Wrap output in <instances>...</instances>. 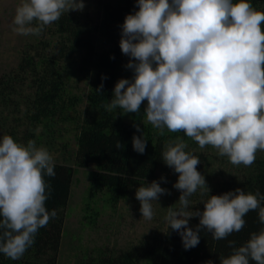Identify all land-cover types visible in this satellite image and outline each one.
<instances>
[{"label": "clouds", "instance_id": "1", "mask_svg": "<svg viewBox=\"0 0 264 264\" xmlns=\"http://www.w3.org/2000/svg\"><path fill=\"white\" fill-rule=\"evenodd\" d=\"M136 5L125 16L119 42L133 75L116 82L105 109L135 114L146 101L144 123L158 135L165 129L182 132L233 165L252 166L256 153L264 151V11L250 0H136ZM84 7V0H21L12 31L39 36L64 13ZM103 87L102 82L95 90L103 93ZM134 127L141 135L133 136V150L143 154L147 139L140 124ZM115 146L123 148L119 141ZM186 148L177 138L161 153L163 162L179 174L173 187L180 191L179 206H169L164 219L168 229L179 233L185 250L199 244L201 230L216 241L240 232L250 211H257L264 224V195L258 190L212 194L202 201V211H189V198L198 190L210 194V188L197 170L199 157ZM55 175L53 156L35 140L25 145L10 135L0 139V254L19 260L39 229L57 216L45 206L51 191L45 176ZM165 194L169 190L155 180L136 189L144 219H153L152 202ZM193 217L199 218L194 228L189 226ZM228 244L233 251L220 264H264V228L238 247L233 240Z\"/></svg>", "mask_w": 264, "mask_h": 264}, {"label": "trees", "instance_id": "2", "mask_svg": "<svg viewBox=\"0 0 264 264\" xmlns=\"http://www.w3.org/2000/svg\"><path fill=\"white\" fill-rule=\"evenodd\" d=\"M250 2L257 10L264 11V0ZM136 10L137 6L129 3L118 7L107 4L98 26L82 20L76 13H64L58 21L46 26L42 34L34 35L32 42L23 48L15 69L0 78V124L15 141L16 134L22 131L20 138L26 143L35 140L38 144L51 145L54 132L66 129L61 126L63 123L74 124L75 167L93 166L88 176L84 214L89 224H94L98 216V209L94 207L98 198L113 206L133 196L147 180L165 173L178 174L161 157L169 140H184L185 150L201 161L197 170L208 159L205 151L184 133H170L165 129L161 136L158 130L144 123L146 101L135 114L118 115L120 109L108 111L104 107L111 101L116 82L121 78L130 79L133 73L125 67L129 59H125L117 45L97 50L92 34L100 28L107 35L113 24L123 23L125 16ZM73 76L90 78L85 96L72 93L68 82ZM102 76L107 79L102 81ZM102 82L103 93H98L95 89ZM20 104H23L22 110ZM134 124H140L147 139L143 154L133 150V136L141 135ZM38 127H41L40 132H36ZM117 141L123 145L122 149L116 148ZM75 167L54 162L56 175L45 176V182L51 186L45 206L49 212L55 210L57 216L50 219L47 227L39 229L33 245L19 260L0 254V264H57L63 210L70 196ZM244 169L228 175L210 194L198 195L190 211H202V201L209 195L236 188L253 194L258 190L264 195V154L256 156L254 164ZM244 219L245 227L224 240L216 241L211 233L201 230L199 244L188 250L183 247L179 233L167 227L164 233L141 240L126 250L112 255L99 250L98 254L84 256L76 264H220V258L233 251L229 240L235 241L238 247L252 232L264 228L257 211H250ZM198 223L199 218L193 217L189 226L194 228Z\"/></svg>", "mask_w": 264, "mask_h": 264}, {"label": "rangeland", "instance_id": "3", "mask_svg": "<svg viewBox=\"0 0 264 264\" xmlns=\"http://www.w3.org/2000/svg\"><path fill=\"white\" fill-rule=\"evenodd\" d=\"M20 3L21 0H0V78H4L5 74L15 69L23 48L34 39V35L23 36L12 31L15 10ZM127 3L137 6L136 0H84L85 7L83 11L69 12L76 13L82 20H87L98 26L107 4L118 7L125 6ZM122 24H113L107 35L100 28L94 31L92 39L95 48L100 50L116 45L120 48ZM122 55L125 59H129L128 56ZM89 80L90 78L84 79L83 77L73 76L68 85L72 93L85 96ZM20 106L22 110L23 104H20ZM8 125L9 123H6L7 127ZM61 126L66 129H57L54 132L51 145L38 144L37 142L36 144L38 147H45L53 156L54 162L75 167L76 132L74 124L63 123ZM22 128L24 127L21 126ZM40 131L41 127H38L36 132ZM22 134V131L16 134V142L26 145L25 140L20 138ZM4 135H9V132L8 130L5 131L0 124V139ZM202 150L205 151L208 159L206 164L198 171L204 175L210 191L220 187L222 185L221 181L226 180L228 175H233L236 170L245 168L243 165H239L241 166L239 167L231 164L227 157L218 155L217 150L210 145L205 146ZM262 154H264V151H258L256 156ZM92 168V165L84 168L75 167L76 172L73 175L70 196L67 206L63 210V232L57 264H76L84 256L98 254L99 250L112 255L130 248L141 240H147L152 236L162 234L168 227L164 219L168 207L175 208L179 206L180 191L173 187L179 174L165 173L158 175L154 180L159 182L161 187L168 189L170 194L161 195L159 201L152 202L154 211L152 220H146L141 216L140 202L135 197V191L133 196L119 200L113 206L104 204L103 198H98L97 203L94 204V207L98 209V216L94 224H89L84 219V214L86 212V190L89 184L88 176ZM161 177H164L166 182L161 180ZM147 181L145 184L152 182ZM198 195H201L200 190L189 198V211L192 204L198 201L196 198Z\"/></svg>", "mask_w": 264, "mask_h": 264}]
</instances>
